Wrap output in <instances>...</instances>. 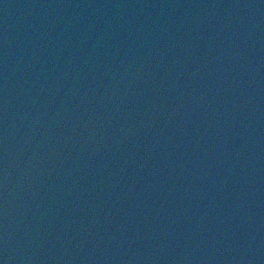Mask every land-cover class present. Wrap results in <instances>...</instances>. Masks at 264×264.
Instances as JSON below:
<instances>
[{"label": "water", "instance_id": "obj_1", "mask_svg": "<svg viewBox=\"0 0 264 264\" xmlns=\"http://www.w3.org/2000/svg\"><path fill=\"white\" fill-rule=\"evenodd\" d=\"M3 264H264V0H0Z\"/></svg>", "mask_w": 264, "mask_h": 264}, {"label": "snow or ice", "instance_id": "obj_2", "mask_svg": "<svg viewBox=\"0 0 264 264\" xmlns=\"http://www.w3.org/2000/svg\"><path fill=\"white\" fill-rule=\"evenodd\" d=\"M0 264H3V262H2V261H0Z\"/></svg>", "mask_w": 264, "mask_h": 264}]
</instances>
